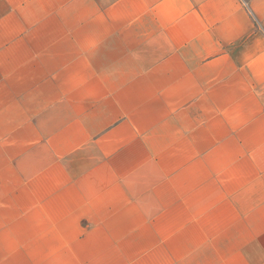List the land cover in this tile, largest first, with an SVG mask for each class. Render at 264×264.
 Returning <instances> with one entry per match:
<instances>
[{
  "label": "crops",
  "instance_id": "1",
  "mask_svg": "<svg viewBox=\"0 0 264 264\" xmlns=\"http://www.w3.org/2000/svg\"><path fill=\"white\" fill-rule=\"evenodd\" d=\"M0 264H264V0H0Z\"/></svg>",
  "mask_w": 264,
  "mask_h": 264
}]
</instances>
